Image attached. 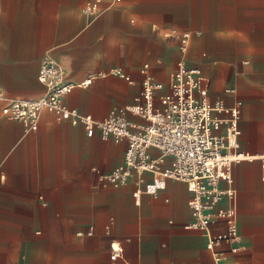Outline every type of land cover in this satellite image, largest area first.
Segmentation results:
<instances>
[{"label":"crops","instance_id":"1","mask_svg":"<svg viewBox=\"0 0 264 264\" xmlns=\"http://www.w3.org/2000/svg\"><path fill=\"white\" fill-rule=\"evenodd\" d=\"M0 0V86L6 97H37L39 62L51 51L75 83L65 102L94 119L135 101L140 67L168 90L181 56L171 27L192 30L186 58L211 98L240 101L239 146L264 150V0ZM119 66L129 79L90 73ZM226 87L233 90L226 91ZM0 99V264H210L207 235L191 219L185 182L159 176L155 192L134 193L136 175L113 186L98 179L119 164L125 140L86 134L81 123L43 110L34 130L6 117ZM134 121L142 118L131 112ZM155 153V150L152 149ZM257 159L232 163L242 247L224 264H264V179ZM153 181L144 172L142 187ZM223 184V182H222ZM222 223L210 224L211 232ZM122 246L111 254L110 242Z\"/></svg>","mask_w":264,"mask_h":264},{"label":"built area","instance_id":"2","mask_svg":"<svg viewBox=\"0 0 264 264\" xmlns=\"http://www.w3.org/2000/svg\"><path fill=\"white\" fill-rule=\"evenodd\" d=\"M99 2L87 0L83 11L95 13ZM192 34V30L178 27L164 32L165 36L177 39L181 56L171 73L168 90L158 96V104L154 102V91L163 83L153 77L145 62L140 67L143 79L135 101L111 110L102 119H94L65 102V94L75 83L66 80L62 65L48 50L40 59L37 73L45 87L43 93L37 97H6L0 86V99L7 98L1 112L21 121L25 131L36 129L40 112L48 110L59 120L83 124L87 135L98 129L102 137L125 140L121 162L109 171L98 172V179L118 186L135 173L136 195L141 191L155 192V178L159 176L185 182L191 193L188 200L191 219L184 227L204 231L208 237L206 247L211 252L210 264H224L226 253L220 246L222 243L231 252L242 247L232 163L257 159L264 179V150L250 153L240 148V101L226 105L222 98L209 96L201 68L188 63L186 58ZM107 73L129 79L121 67L112 66L108 71L88 74L78 84L87 85L96 75ZM225 90L233 89L226 87ZM128 112L142 120L130 119ZM144 172L151 173L153 181L142 187ZM219 222L223 228L211 232L210 224ZM110 247L114 257L122 251V246L115 241L110 242Z\"/></svg>","mask_w":264,"mask_h":264},{"label":"bare ground","instance_id":"3","mask_svg":"<svg viewBox=\"0 0 264 264\" xmlns=\"http://www.w3.org/2000/svg\"><path fill=\"white\" fill-rule=\"evenodd\" d=\"M155 180L157 181V180H158V177H156ZM158 181H159V180H158Z\"/></svg>","mask_w":264,"mask_h":264}]
</instances>
